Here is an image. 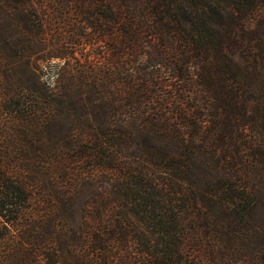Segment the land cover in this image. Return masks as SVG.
Listing matches in <instances>:
<instances>
[{"label": "trees", "instance_id": "trees-1", "mask_svg": "<svg viewBox=\"0 0 264 264\" xmlns=\"http://www.w3.org/2000/svg\"><path fill=\"white\" fill-rule=\"evenodd\" d=\"M10 1L0 2L1 12ZM22 1L16 13L2 16L13 26L15 38L34 41L44 28L45 12L34 0ZM98 1L91 0V9ZM102 1H108L111 15L103 19L91 14L99 27L123 24L121 13L114 11L117 1ZM119 2L131 12L127 25L134 43L140 42L141 29L148 24L147 18L137 19L138 12L154 20L159 17L153 20L159 41L174 35L169 39L191 50L188 62L184 59L179 65V58L172 59L177 61L176 71L186 73L192 90L188 127L196 136L205 129L207 140L185 143L181 128L159 116L148 131L154 134H143L155 160L129 169L132 179L127 176L123 186L99 194L88 210L89 246L79 241L76 255L47 257L46 234L58 243L61 230L55 226L51 230L47 220L37 219L34 192L20 166L37 162L31 147L44 137L50 141L56 137L54 128L63 112L60 98L45 96L16 78L9 60V54L13 57L16 52L9 43L0 50V264H264V128L250 111L257 90L245 82L249 75L264 71V0ZM78 30L84 34L83 27ZM98 36L103 39L105 33ZM5 37L0 31V40ZM56 60L61 65L54 89L43 83L39 68L40 80L49 91L59 87L63 63ZM121 68L112 63L110 75L98 71L94 77L98 107L114 105V97L110 104L104 100L107 93L113 96L112 76ZM28 91L34 101L23 106ZM113 109L104 113L110 124H116L120 114ZM117 128L112 147L126 139L121 124ZM157 139L172 143L177 154L186 156L183 169L169 157L171 148L157 147ZM105 225L112 231L104 230ZM128 244L134 251H127Z\"/></svg>", "mask_w": 264, "mask_h": 264}, {"label": "rangeland", "instance_id": "rangeland-1", "mask_svg": "<svg viewBox=\"0 0 264 264\" xmlns=\"http://www.w3.org/2000/svg\"><path fill=\"white\" fill-rule=\"evenodd\" d=\"M34 1L36 7L40 5L45 12L44 28L40 34L34 41L13 36V26L2 14L16 13L15 8L23 1L11 0L10 6L6 5L3 12L0 10V31L6 35L4 41L0 40V50L12 44L16 55L11 57L9 54V60L15 66L16 78L25 80L45 96L60 98L59 107L63 113L60 124L54 128L56 137L52 141L44 137L41 142L34 143L31 150L37 162L25 161L20 167L34 192L37 219L47 220L45 224L49 223L51 230L55 226L56 231H62H58L62 237L58 243L46 234L48 251L43 254L50 257L56 253L73 252L72 255H76L79 241L86 247L89 246L88 239L91 241L86 234L87 223L91 226V215L88 216L87 212L98 195L123 186L122 180H127V176L132 179L129 169L155 160L146 148L149 144L143 134H154L148 131L157 123L159 116L165 115L169 124L181 128L185 143L193 139L196 144L199 140L206 141L207 132L203 129L200 136H196L188 127L192 118L187 101L192 90L186 73H178L177 61L172 59L179 58V65L184 59L188 62L191 50L169 39L174 35L167 34L164 42L159 41L153 17L135 12L137 19L147 18L149 21L146 20L147 27L141 29L140 42L134 43L133 33L127 25L132 18L131 12L120 0H115L114 11L121 13L123 24H117L113 29L109 26L100 28L95 18H91V14L108 18L111 15L108 1L99 0L92 9L91 0H41V4ZM29 13L36 14L33 10ZM154 18L155 22L159 20L158 16ZM91 22H94L93 27ZM34 24L37 25L36 22ZM79 27H83V35H80ZM35 30L40 29L35 27ZM100 31L105 36L99 40ZM53 58L60 59L63 66L58 90L49 91L40 80L39 68L43 62ZM112 63H119L122 68L112 76L114 90L109 92L113 96L109 97L107 93L104 101L110 104L112 97L116 101L112 107L108 103L98 107L100 101H95L94 77L98 71H107L110 75ZM245 82L257 90L254 101L250 103V111L264 128V71L249 75ZM32 94L28 91L23 96V106L34 101ZM112 109L120 113L115 119L116 124H110L111 118L104 116ZM119 124L126 139L123 145L112 147L115 135H119ZM157 141V147L171 148L169 157L175 160L177 168L183 169L182 162L186 156L177 154L172 143ZM117 177L121 178L119 182L115 179ZM157 183L161 184L159 180ZM103 229L112 231L107 225ZM127 251H134L133 247Z\"/></svg>", "mask_w": 264, "mask_h": 264}, {"label": "built area", "instance_id": "built-area-1", "mask_svg": "<svg viewBox=\"0 0 264 264\" xmlns=\"http://www.w3.org/2000/svg\"><path fill=\"white\" fill-rule=\"evenodd\" d=\"M60 61L53 59L41 64V79L50 89H54L59 79Z\"/></svg>", "mask_w": 264, "mask_h": 264}]
</instances>
